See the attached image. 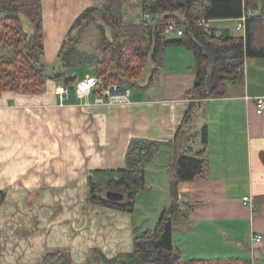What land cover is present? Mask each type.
Listing matches in <instances>:
<instances>
[{
	"label": "crops",
	"instance_id": "0c3cea01",
	"mask_svg": "<svg viewBox=\"0 0 264 264\" xmlns=\"http://www.w3.org/2000/svg\"><path fill=\"white\" fill-rule=\"evenodd\" d=\"M91 1L43 0V22L55 32L62 14L78 15ZM194 65L186 46L168 47L161 72L132 87L125 103H96L94 88L87 99L62 105L54 79L41 93H0V189H6L0 264H37L48 247L69 249L77 264L89 257L100 264L98 252L114 258L132 251L135 232L154 227L172 202L177 157L203 148L204 124L207 176L179 183L181 209L188 208V215L174 221L173 243L185 259L264 264V110L258 113L255 102L264 96V57L247 58L244 82L227 81V94L215 98L187 94L196 81ZM193 102L195 124L178 134ZM134 137L164 143L146 165L149 189L136 196L134 211L89 201L88 172L125 168ZM12 173L30 176L10 183ZM244 195L254 207L244 203ZM141 205L149 214L139 219ZM255 234L262 239L252 240Z\"/></svg>",
	"mask_w": 264,
	"mask_h": 264
},
{
	"label": "trees",
	"instance_id": "16d2710c",
	"mask_svg": "<svg viewBox=\"0 0 264 264\" xmlns=\"http://www.w3.org/2000/svg\"><path fill=\"white\" fill-rule=\"evenodd\" d=\"M129 0H104L101 7L90 5L72 23L69 32L91 21H99L102 31V55L93 56L78 48L77 38L70 35L59 51V68L48 72L44 62L46 53L43 33V0H0V93L12 90L41 93L47 81L73 84L78 79L68 68L90 63L92 74L101 79L96 91L102 92L112 83L138 87L141 77L153 64L152 76L160 73L166 49L186 46L194 54L196 81L187 91L194 98L221 97L227 94V81L244 82L240 69L249 57H264V0H142V15L138 21L127 20ZM100 10V11H97ZM249 11L245 35L218 37L201 23L211 20L235 19ZM21 12L33 22L34 31H26ZM145 13L151 15L144 18ZM97 19V20H96ZM171 21L183 28V34L170 38L166 32ZM109 26L111 36L105 32ZM197 103H191L182 126L193 128L198 116ZM187 130V129H185ZM203 148L197 155L181 153L173 166L170 180L172 202L163 208L153 228L135 232L134 249L114 258L98 252L100 264H251L246 258L185 259L173 243L174 221L187 216L188 208L181 209L179 183L205 178L207 165L208 127L200 129ZM162 142L134 137L128 147L126 167L119 169H92L88 172V200L133 212L136 196L149 189L146 165L153 159ZM264 159V155H263ZM126 192L124 201L109 200L100 191L102 187ZM6 189H0V201ZM188 206H191L189 204ZM37 264H77L69 249L48 247ZM87 264H93L87 259Z\"/></svg>",
	"mask_w": 264,
	"mask_h": 264
},
{
	"label": "rangeland",
	"instance_id": "374dc122",
	"mask_svg": "<svg viewBox=\"0 0 264 264\" xmlns=\"http://www.w3.org/2000/svg\"><path fill=\"white\" fill-rule=\"evenodd\" d=\"M104 0H92L90 5L93 6H100L102 5ZM141 1L142 0H129L127 3V11H126V18L127 20H133L138 21L141 18L142 15V9H141ZM87 8V7H86ZM64 9V8H63ZM61 9V11L63 10ZM100 11V10H97ZM60 12V11H59ZM59 14V13H58ZM20 15L23 18V23L26 31L33 32L34 31V25L33 22L28 18L26 12H21ZM71 17L68 18L67 15L63 14L60 16V19L58 21V28L55 32H51L50 28L48 29L47 25L43 24V33L45 36V42H46V53L44 55V62L48 66V72H51L54 68H59L60 60H59V51L62 46V44L70 38V35L77 38V45L78 48H80L82 51L87 52L90 55L93 56H101L102 55V31L101 27L98 24V20L91 21L88 23H85L81 25L80 27L75 28L71 32H69V29L72 25V23L75 21V19L80 15V13L76 16L73 13H70ZM213 25H227L230 26L231 31L234 35H241L243 34V29H238L237 25L238 22L235 19H226L225 20H216L212 21ZM61 29V30H60ZM105 32L107 35L111 36L110 34V28L109 26H105ZM168 37L174 38L177 37V33H173L172 31L168 33ZM93 65L90 63L74 66L71 65L68 68V73L71 76L76 75L77 79H82L86 76L88 73H92ZM152 69L153 64L149 63L148 67L144 71V74L142 75L140 81L141 84L144 81H148L150 77L152 76ZM132 90V89H131ZM137 91V89H133ZM13 176L10 178V183L13 181L17 182H25L28 181L27 176H30L29 173H18L19 177H15L14 173H12ZM34 174V173H31ZM42 178H46L48 175H44V173H39ZM40 179V178H39ZM15 183V182H13ZM163 192L161 191L160 198L163 199ZM166 196V195H165ZM158 204V202H156ZM151 204L148 205V207L151 209ZM138 213L137 216L140 219L141 217L149 214L147 212V209L141 205V208L139 209L138 206ZM143 211V213H141ZM155 227V226H154ZM153 228V227H152ZM146 229V228H145Z\"/></svg>",
	"mask_w": 264,
	"mask_h": 264
},
{
	"label": "built area",
	"instance_id": "2783aa9c",
	"mask_svg": "<svg viewBox=\"0 0 264 264\" xmlns=\"http://www.w3.org/2000/svg\"><path fill=\"white\" fill-rule=\"evenodd\" d=\"M254 12L249 11L245 13L243 16L239 17L237 22V28L243 29V34L245 35L246 30V20L249 16H252ZM151 15L149 13H145L144 18H150ZM211 19L203 18L200 20L201 23L205 24L207 27H211L212 24ZM175 32L178 35L183 34V28L179 27L175 21H171L168 25L166 30L167 33ZM242 71H245V65L241 67ZM101 79L94 76L87 74L84 78L78 79L73 84H58L56 86V91L59 95L60 103L63 105L68 103H74L78 100H84L89 97L93 93V89L97 88L100 83ZM130 93L131 88L128 86L123 85L122 83H112L102 92L96 91L95 93V102L96 103H125L130 101ZM257 105L258 113H262L264 110V96L257 97L255 99ZM83 103L89 104V100H85ZM242 200L244 203L248 204L249 206L254 207L255 204L253 199L250 195H244ZM251 239L254 241H260L262 239L261 234H255L251 236Z\"/></svg>",
	"mask_w": 264,
	"mask_h": 264
},
{
	"label": "water",
	"instance_id": "95a60500",
	"mask_svg": "<svg viewBox=\"0 0 264 264\" xmlns=\"http://www.w3.org/2000/svg\"><path fill=\"white\" fill-rule=\"evenodd\" d=\"M210 33L218 37H230L232 35L231 28L227 25H212L210 27ZM100 191L105 194L107 199L117 202L124 201L127 196L124 191L122 192L121 190L110 189L106 186L102 187Z\"/></svg>",
	"mask_w": 264,
	"mask_h": 264
}]
</instances>
